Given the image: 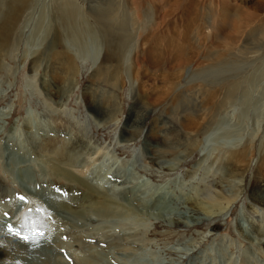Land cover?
Segmentation results:
<instances>
[{
	"label": "rangeland",
	"instance_id": "374dc122",
	"mask_svg": "<svg viewBox=\"0 0 264 264\" xmlns=\"http://www.w3.org/2000/svg\"><path fill=\"white\" fill-rule=\"evenodd\" d=\"M71 1L76 12L91 11L93 3L89 0ZM34 2L28 13L18 18L14 42L0 47V229L24 240L31 235L46 239L57 251L59 264H264V217H255L252 213V205L256 204L253 198L264 201V165L263 168L261 165L264 154L252 158L240 185L231 181L229 164L216 158L221 146L238 142V138L232 137L264 133V58L249 69L252 81L249 99L241 96L220 110L213 126L204 129L202 122L196 125V119L210 113V105L217 100V95L211 101L206 100L202 90L208 81L202 85L204 80L196 78L191 68L187 67L176 78L180 69H173L175 61L170 52L172 48L166 46V33L157 40L149 38V43L142 48L144 53L142 50L138 55L137 69H132V60L127 59L116 70V62L99 67L95 48L99 38L95 33L73 41L66 31L63 43L74 52L76 67L73 73L59 74L62 67L56 60L39 57L49 38L44 27L52 22L50 11L56 0ZM144 2L138 15L146 20L155 14V5H160L162 0H155L154 4L152 0ZM126 3L127 0L116 2L124 9ZM205 8L201 18L205 17ZM185 11V8L176 9L170 16L174 21L172 29L184 30ZM196 16L200 17L199 12ZM129 29L133 36L137 34L132 23ZM211 44L200 45L199 53L222 48V43ZM250 46L252 43L248 41L247 47ZM104 84L110 85L109 88ZM114 92L119 97L117 103L109 99ZM84 100L90 101L92 109ZM91 112L97 121L88 115ZM194 126L195 130H191ZM130 133L136 138L127 140L130 147H121L120 140L128 138ZM76 141L85 148L73 149ZM21 146L26 147L31 158L28 164L36 179L35 189L23 184L20 166L9 156ZM41 149L47 154H42ZM180 150L191 154L182 160ZM66 153L68 156H64ZM41 154L58 163L75 162L72 167L75 173L94 184L115 189L124 203L145 200L148 192L157 194L155 203L152 200L144 207L142 201L144 208L138 212L123 214L114 208L113 214L106 217H90L93 205L85 202V188L69 184L50 172L42 175L48 168L37 164ZM151 156L156 157L152 163ZM40 191H45L43 196L51 200L61 198L66 202L71 197L74 203L68 204L80 218H67L52 209L40 198ZM208 192L219 195L222 201L205 199L203 193ZM230 196L233 202L222 209V202ZM177 218L184 221L176 223ZM2 235L11 238L6 233Z\"/></svg>",
	"mask_w": 264,
	"mask_h": 264
},
{
	"label": "bare ground",
	"instance_id": "6f19581e",
	"mask_svg": "<svg viewBox=\"0 0 264 264\" xmlns=\"http://www.w3.org/2000/svg\"><path fill=\"white\" fill-rule=\"evenodd\" d=\"M38 1L40 2V0ZM103 1H104L103 3H99V2H102V0H89L90 3H93L90 6L92 12L89 11V12L83 13V12L75 11V7L73 6L74 4L71 0H56V3L54 4L53 9H51L50 11L52 22H49V24L47 25V28L46 26L44 27V29L48 32L49 38L47 40L46 48L43 50V52L40 54L39 57H43V58L46 57L48 61L56 60L60 64L59 66L62 67L61 70L59 71L60 72L59 74H63L65 71L73 73L75 72V67H76L74 63V56H73L74 52L63 43L64 42L63 39H65L64 34H66V31H67V34L69 33L70 35L69 38L72 37L71 40L73 41L74 39H77L80 36L83 38V36H85V34L87 33H91L92 35L95 33L97 35V39L99 38L97 40L99 42L95 44L96 53L98 54L97 58L99 61V67H103V65L107 64V62L108 63L116 62L114 65L116 70L117 69L120 70L119 66L122 63L124 64L125 62H127L128 61L127 59L132 60L131 67L132 69H135L137 61H138V55L143 50L142 48L145 46V44L147 42L149 43V38L151 37V40H157L160 36H163L165 35L164 33H166V37H167L166 46L168 49L172 48V51L170 50V52L172 54V59L175 61L173 69L174 70L176 68L178 70L180 69V75L176 74V78L178 79L179 77H181L182 76L181 74H183V72L187 70V67L188 69L191 68L192 73L196 75V78L200 80H204L202 85L205 83V81L206 82L208 81L207 83L208 86H206L205 89L202 90V93H204L206 100L211 101L213 100L212 98L215 95H217V100L212 101V104L210 105V107L212 108L210 113L207 115L205 114L200 115L196 119L197 120L196 125H198L199 122H202L204 129L207 126H213L216 122L218 114L220 113V110H222L223 108H226L229 104H233L241 96L244 99H247V100L249 99L250 94H251L250 92L251 90H249L250 89L249 84L252 82L249 80V76H248V73L251 72L249 69L250 68L253 69L252 66L253 65L255 66L258 60L259 62L260 61L263 62L261 59L264 58V3H262L261 0H257V1L251 0V2L248 4H243V2L246 3L249 0H243V2H241L240 0H184V3L182 4L180 3L179 0H175V1L162 0V3L160 5L159 4L155 5V14L154 15L152 14L150 18H148L147 16L146 20H144L145 17L143 18L140 15H138V13L141 11V7L145 5L144 0H127V3L124 5L125 9L121 8L120 6L116 4L117 0H103ZM152 1L154 4L155 0H152ZM33 2L34 0H0V47L4 45H10L14 42L15 40L14 32L18 27L17 25L18 18L24 15L25 12H27L30 9ZM95 2H98V3H95ZM126 7L129 9V12H127L128 10L126 11ZM205 7L207 8L205 17L201 18L202 10ZM184 8L187 9V12L185 11V14H186L185 17L187 18V20L184 26V30L180 32V30L172 29V25L174 24V21L172 20V17L170 16L171 15L173 16V13L176 9H179V11H183ZM144 10H147V9H144ZM196 10L199 12L200 17L196 16V14L198 13L196 12ZM131 23L134 25L136 32H137L135 36L131 34L130 32L131 30L129 29ZM229 29H231L230 32H229ZM158 30L162 32L159 33ZM233 33L235 34L233 35ZM248 41H251L252 46L247 47ZM208 42H211L212 44L215 42H217L218 44L222 43L221 44L222 48L217 49V50L215 48L214 52L206 53L205 50H203L204 51L203 54L199 53V50L201 49L200 45L206 44ZM198 43H200V45ZM136 46L140 48H138L137 50H134ZM246 48H249L250 50L247 51ZM143 53H144V50H143ZM131 55L133 56V58H131ZM260 67L262 69V66ZM99 73L101 74V72ZM174 75H175V72L172 73V76ZM255 75H257L256 72H255ZM102 77H103V73H102ZM52 78H53V75H52ZM105 80L107 81V79ZM112 84L110 83V85ZM115 84L116 83H114L113 85L117 86ZM104 85H107V84H104ZM113 88L115 89V87H112V90H114ZM148 89L149 88L147 87V90L145 89V91H148ZM110 98L113 99L115 103H117L116 101L119 100L118 94L115 92L113 94L110 93L109 99ZM84 102L86 106L92 109L89 106L91 104L90 101L86 102V100H84ZM119 111H121V109ZM88 112L90 113L89 110ZM88 115L93 116L94 118L93 120H96V121L98 120L96 119V116L93 113L88 114ZM93 123L95 122L93 121ZM105 123H108V120H106ZM184 125L182 124V126ZM195 127L196 126L192 127L191 130H195ZM226 137L225 139H230ZM135 138L136 137H134V135L130 133V136L128 138L120 140L121 147L123 148L130 147L131 144L128 143L129 141L127 140H133ZM234 138H238V142L234 145L230 144L231 146H228L227 144H226L227 146H221L222 148L219 149V153L216 158L217 159L220 158L221 160L229 164L230 166L229 174H230L231 181L240 185V183L242 184V182L244 181L245 172L247 171L248 167H250L252 158L255 155L261 156L262 154H264V133L259 136L257 135H252L248 137L237 136V137H232L231 139H234ZM75 148L82 149L85 147L80 141H76L73 144V149ZM25 149H26L25 146H21L18 152L12 153L9 156L11 159L15 158L16 166L17 165L20 166L19 175L22 179L23 184L27 186V188L29 187V188L35 189L37 187L36 179L34 178L33 169L31 170V166H30L31 164H28L29 162H31V158L27 155L28 151L27 150L25 151ZM21 150L25 152L21 153L20 152ZM41 151L43 152L42 154H47L46 150L41 149ZM192 151L193 150H191V152ZM42 154L39 155L40 159L36 161V162H39L37 164H40V166L41 165L43 166V164H45L48 168L47 170L45 169L43 172H41L42 175L43 173L49 174L50 172L52 174H55V176L57 175L67 180L66 182H68L69 184L70 183L78 184L85 188V193H86L84 197L85 202L88 203L89 201L93 205V210L91 209L92 211L90 213L91 214L90 217L92 216L94 218H96L97 216L106 217L108 215L113 214L114 208L123 211V214L126 211L138 212L140 209H143L144 207H146L145 203L149 204L152 200L155 203V200H156L155 196L157 194L154 192H151V193L148 192L145 200L138 199L137 200L138 202H135L134 204L131 202L132 200L131 201L128 200L124 203L122 200H120V197H118V195L114 191L115 190L114 188H113L114 190L104 188L100 184H94L89 179L75 173L72 168L73 166H75V162L62 160L60 163H58L55 160L46 159L45 157H43L45 155H42ZM49 154L51 156L53 155L52 153H49ZM180 154H182V160H186L189 157V154L191 153L189 154L185 153L183 150L181 151ZM64 156H68L67 153ZM149 158H150V162L152 163L155 161L156 157L151 156ZM263 158H264V155H263ZM9 162H11V160H9ZM261 163H262L261 165L263 168L264 159L261 160ZM118 178H119V175H118ZM45 191L39 192L40 198L41 197L44 198L49 203L52 209L61 213V215L63 214L67 218H74V219L80 218L79 215H75L71 211L72 209L70 208L68 204V203H74L72 202L73 200L70 201L71 197L66 202L65 200L64 202H62L63 199L61 200V198L57 200L55 199L56 200L55 201V200H51V198L47 197V195L46 197L43 196ZM205 193H203L204 198L207 200H214V201H219V202L222 201V199L217 194L210 193L209 195V192H208V194L206 195ZM196 198L194 199L196 200ZM257 198H253V202H255L256 204L252 205L253 206L252 213H253V216L262 218L264 217V207H263L264 201H258ZM233 199L234 198L231 196L227 197L225 201L222 202V209H227L230 206V203L233 202L232 201ZM142 201H144V203ZM140 203H143L142 205H144V207ZM193 204H194V201H193ZM175 205L177 204L175 203ZM199 205L201 204L199 203ZM194 207L196 208V206ZM210 210H212L211 207H210ZM179 217H183V216L179 215ZM170 219L168 221H170ZM82 220H85V219H82ZM182 220L177 218L175 222L180 223ZM200 220L202 221V219ZM204 220H206V218H204ZM195 223H197V221ZM2 233H6L9 235V233L6 230L4 231L0 229V264H59L57 263L58 260H56L57 251L53 249L54 247H52V244H49L48 241H45L46 239L38 238V237H35V235L34 236L31 235L27 240H24V237H19V236L15 237L16 235L14 237L10 236L11 233L9 235V237L11 238H8V236L2 235ZM83 245H84V242H83Z\"/></svg>",
	"mask_w": 264,
	"mask_h": 264
}]
</instances>
